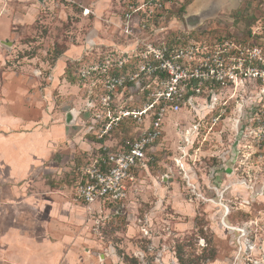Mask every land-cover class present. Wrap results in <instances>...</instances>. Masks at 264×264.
Returning <instances> with one entry per match:
<instances>
[{
	"label": "rangeland",
	"instance_id": "rangeland-1",
	"mask_svg": "<svg viewBox=\"0 0 264 264\" xmlns=\"http://www.w3.org/2000/svg\"><path fill=\"white\" fill-rule=\"evenodd\" d=\"M141 1L0 2L14 7L10 13L0 10V125L7 115L24 119L26 124L33 123L37 114L51 115L45 117L46 125L56 121L69 133V141L62 140L58 148L53 143L57 149L40 157L35 164L38 168L24 178L30 183L38 181L31 190L38 194L49 193L48 184L53 181L63 184L61 192L55 190L46 197L55 199L59 211L68 205L63 222L52 221L53 206L46 207L44 197L35 214V219L41 220L39 230L17 231L15 225L30 224L38 199H25L31 193L19 187L24 179L4 181L0 173V192L12 189L5 193L12 206L6 208L7 223L2 225L0 217V264H254L259 260L264 264V145L257 148L247 139L230 142L216 132L197 136L196 112L183 109L166 115L162 137L153 147L155 157L134 174L123 202L86 205L75 194L80 168L93 145L84 136L81 83L62 81L60 87L51 88L60 69L55 67L64 68L82 57L90 62L99 53L130 42L132 38L125 36L118 24L129 5ZM165 5V18L153 27L159 40L172 31L188 32L185 18L195 13L201 16L200 25L193 29L195 36L209 30L240 35L257 30L264 34V0H166ZM57 56V64L48 63ZM16 71L19 74H14ZM69 110L78 115L68 124L65 115ZM0 148V152L2 148L6 151L4 143ZM2 165L0 159V168ZM14 188H20V194H15ZM19 197L23 201L15 206ZM6 225L10 233L4 229ZM47 225L51 227L45 230ZM14 229L32 239L36 249H24V254L14 251L13 246L22 243L13 238ZM47 234L58 247L42 241ZM245 241L253 250L238 258Z\"/></svg>",
	"mask_w": 264,
	"mask_h": 264
},
{
	"label": "built area",
	"instance_id": "built-area-1",
	"mask_svg": "<svg viewBox=\"0 0 264 264\" xmlns=\"http://www.w3.org/2000/svg\"><path fill=\"white\" fill-rule=\"evenodd\" d=\"M165 3L129 5L118 25L132 40L77 70L84 136L93 145L75 182L83 204H118L127 198L128 183L151 158L168 113L196 112L197 136L216 132L230 142L247 139L257 148L264 145L261 32L215 39L195 36L187 28L159 40L153 27L165 18ZM249 250L253 246L245 241L238 258Z\"/></svg>",
	"mask_w": 264,
	"mask_h": 264
},
{
	"label": "crops",
	"instance_id": "crops-1",
	"mask_svg": "<svg viewBox=\"0 0 264 264\" xmlns=\"http://www.w3.org/2000/svg\"><path fill=\"white\" fill-rule=\"evenodd\" d=\"M4 1V0H0ZM7 6V7H6ZM6 6H1L0 5V10L5 12L10 13L12 10H14V7H11L9 4ZM18 6H20L19 2L16 3L15 7L18 8ZM59 61V60H58ZM55 64H57V62ZM42 63V62H41ZM56 66V65H55ZM56 70L57 68L59 69V73H55L52 84H51V88L52 86H54V88H58L60 87V82H67L66 80L61 78L62 72H63V67H55ZM19 71L14 72V74H19ZM13 76V74H11ZM11 76V77H12ZM9 78V77H8ZM59 78H61L59 80ZM56 82V84H55ZM59 83V85H58ZM68 83V82H67ZM31 91L33 90L32 88H29ZM29 91V90H28ZM49 91H53L52 89ZM27 93V92H25ZM40 94L41 91H39ZM1 101H3V98H0ZM37 102V101H36ZM0 105L1 102H0ZM6 106V104H5ZM3 110V108H2ZM7 110V108H6ZM7 112L4 111L3 115H6ZM51 116V115H49ZM47 115H42V114H37L36 118H34L33 123L30 124H26L23 122L22 119L20 118H15L12 115H7L4 119H6V122L4 124H2V126L0 125V144L2 145L3 143L5 144L6 147V151L3 150L2 148V152H0V159L2 160V162L4 163V165L1 166L0 168V173L2 174L1 176H3L4 181H15L16 183L19 181H22L25 176H27L29 174V172H32L35 169L38 168V166H36L35 164L37 163L38 159H40V157L45 156V154L48 156L51 153V150L53 149H57L59 147V142L61 143L62 140L65 141H69V139L67 138L69 133L68 131L65 129H63L62 125L58 122L55 121V123L53 124H48L46 125L47 122L45 117H49ZM42 124L44 125V127L42 126ZM5 126V127H3ZM22 128V129H21ZM1 132H5L4 134L7 135H2ZM64 133V134H63ZM55 143V146L57 148H55L52 144ZM1 149V148H0ZM62 149V148H61ZM13 150V152L11 151ZM6 157V161L4 156ZM38 174V172L36 173ZM25 180V179H24ZM6 183V182H5ZM36 183V185H38V181H36V179H33L32 182L30 183L29 181L25 180L24 182H22L19 187H21V189H29V193L31 194H26L24 197L25 199L27 198V201H31L32 199H38L36 202V204H32L33 208L32 210L34 211L33 213V217L31 219V222L28 226H23L22 227L20 225H15L17 231L20 229L21 230H28V231H38L39 228L41 227L39 224V220L40 219H35V214H38V211L41 209L42 203H44L45 201L46 203V207H52V214H49L52 217V221L54 219H56V221H60L63 222L62 220L65 218H67V213L64 211V209H68V205H66V203L64 204L63 210L59 211V208H56L55 205L56 203L53 201L55 199H47V195L48 194H54L53 192H61V187H63V184L60 182V185L58 182H51L48 184V188H49V193H42V194H38V193H32V186H34ZM10 183L7 182L8 186ZM5 185V184H4ZM15 185V184H14ZM58 186V187H57ZM30 187V188H29ZM60 187V188H59ZM15 189V188H14ZM18 189H15L14 193H18ZM53 190V191H52ZM11 192L12 189L10 188H6L5 191L4 189H1L0 192V207H2V209H0V217L2 218V225H4V223L6 220H8V216L9 213L8 211L6 212V208H11L12 206H10L11 204H9L8 201V197L5 195V193L9 194L8 192ZM20 194V193H18ZM17 194V195H18ZM59 195V194H58ZM45 197V201H43L42 199ZM20 199V197H19ZM23 199V198H22ZM17 201L16 204H14L15 206L21 205V200ZM23 201V200H22ZM35 203V202H34ZM26 204V203H25ZM29 205V204H26ZM63 205V204H62ZM70 208V206H69ZM69 210V209H68ZM55 212V213H54ZM65 212V213H64ZM8 213V214H7ZM49 215H47V220H49ZM58 217H61L60 219H57ZM6 218V219H5ZM62 219V220H61ZM41 221V220H40ZM65 221V220H64ZM47 222V221H46ZM49 224V223H47ZM49 227L51 226H46L45 230H47ZM5 230L7 229V233H10L9 230V225H6ZM3 229V230H4ZM15 229L13 231V238L15 240H18L22 243L19 244V246H16L14 248V251L16 252H20L22 250H30L31 248H35L36 249V244H34V241L32 239H26L24 235H22L23 233H16L17 232ZM15 232V233H14ZM22 232V231H21ZM45 238V237H44ZM49 235L47 234L45 240L43 239L42 241H44V243L46 245H49L50 247H58V243L57 242H50L49 241ZM3 241L5 242V239L2 237ZM47 239V240H46ZM13 240V239H11ZM26 242H30V243H26ZM12 243V242H10ZM26 243V244H25ZM14 243H12L13 245ZM22 253L24 254V251H22ZM66 253V252H65ZM69 255H66V257Z\"/></svg>",
	"mask_w": 264,
	"mask_h": 264
},
{
	"label": "trees",
	"instance_id": "trees-1",
	"mask_svg": "<svg viewBox=\"0 0 264 264\" xmlns=\"http://www.w3.org/2000/svg\"><path fill=\"white\" fill-rule=\"evenodd\" d=\"M178 33L179 32H177V31H172L170 34H171V36H175ZM198 35L201 36V37H204V36L208 35V36H213L215 39H218V38L222 37L224 35V33H218V32L213 33L212 30H209L207 32H200V33H198ZM262 37H264V34H262ZM57 58H58V56L55 57V58H50V60H49L50 62H48V63H50L52 65L56 61ZM82 62H84V57H82V58H80L78 60H73L72 63L65 64V66L63 68V72H62L61 78L66 80L68 83L73 84V85L76 84V83H81L79 81V77L77 75V70L83 64ZM73 67H74V70H75L74 72L72 71ZM69 69H71L70 73H69ZM154 157H155V154L152 153L151 154V158L149 160L154 159ZM80 163H77V164L80 165ZM109 205H113V204H109Z\"/></svg>",
	"mask_w": 264,
	"mask_h": 264
},
{
	"label": "water",
	"instance_id": "water-1",
	"mask_svg": "<svg viewBox=\"0 0 264 264\" xmlns=\"http://www.w3.org/2000/svg\"><path fill=\"white\" fill-rule=\"evenodd\" d=\"M42 1V0H39ZM186 26L188 29H194L196 26L200 25L201 23V16L200 13H195L186 16ZM9 44V42H5ZM75 120V112L73 110H69L66 112L65 121L66 123H72Z\"/></svg>",
	"mask_w": 264,
	"mask_h": 264
}]
</instances>
